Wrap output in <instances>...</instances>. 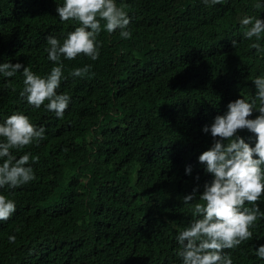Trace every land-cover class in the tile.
Returning a JSON list of instances; mask_svg holds the SVG:
<instances>
[{
  "label": "trees",
  "instance_id": "obj_1",
  "mask_svg": "<svg viewBox=\"0 0 264 264\" xmlns=\"http://www.w3.org/2000/svg\"><path fill=\"white\" fill-rule=\"evenodd\" d=\"M115 2L130 17L131 38L119 29L108 33L101 21L97 60L61 57L66 79L57 94L71 97L62 118L47 101L35 108L21 96L23 69L10 78L0 74V123L23 113L45 128L43 140L11 150L17 159L30 155L35 179L5 190L12 199L31 196L13 218L0 221V264H182L174 262L177 230L189 226L192 207L214 179L199 162L214 143L203 128L226 114L232 96L255 98L253 80L264 76V34L258 52L241 21L264 19V0ZM63 3L0 0V63L50 74L57 64L48 59V37L63 43L80 26L60 19ZM85 65L92 66L87 76L69 75ZM258 115L254 110L250 118ZM237 135L255 147V133ZM197 185V200L183 204ZM259 207L264 212V196ZM252 232L224 250L233 264H264L255 254L264 244V218Z\"/></svg>",
  "mask_w": 264,
  "mask_h": 264
},
{
  "label": "clouds",
  "instance_id": "obj_2",
  "mask_svg": "<svg viewBox=\"0 0 264 264\" xmlns=\"http://www.w3.org/2000/svg\"><path fill=\"white\" fill-rule=\"evenodd\" d=\"M209 2L216 5L223 0H204L205 4ZM255 7L261 8V4L257 3ZM57 12L62 21L74 20L80 26L68 33L63 43L56 37H48V59L57 64L50 74L41 77L20 62L0 63V74L10 78L23 69L21 96L35 108H40L47 101L46 108L62 118L71 97L57 94L62 79H66L61 57L75 60L83 55L97 60L101 47L97 40L102 31L101 21L105 22L103 30L108 33L119 29L124 39L131 38L132 33L128 30L130 17L122 7L117 6L115 0H64ZM241 26L245 29V38H256L257 42L250 47L260 52L258 41L264 34V19L246 16ZM232 44L237 47L238 41L233 39ZM91 67L76 68L69 75L83 78ZM253 82L257 89L254 99L232 96L223 105L228 107L226 114L217 115L210 126L203 128L205 133H211L214 143L199 156V162L206 165V171L212 173L214 179L204 185V191L199 196L197 185L191 194L183 197L185 205L196 201L197 196L198 202L192 207L193 219L189 226L177 230L176 240L180 250L174 262L181 259L182 264H233L230 254L224 250L237 248L250 240L253 237L252 228L264 218V212L259 207V201L264 196V76H258ZM254 110H258L260 115L251 119ZM242 129L256 134L255 147L237 135ZM0 138H3L0 140V158L3 159L0 163V188L3 193L0 195V221H6L13 218L19 204L29 205L31 195L25 198L16 193L17 198L12 199L5 190L14 189L16 192L35 179L30 155L17 159L11 150L23 149L34 141L43 140L45 128H38L27 115L15 113L0 123ZM186 171L190 174L191 166ZM9 241L14 242L15 236H10ZM255 254L264 259V244L255 250Z\"/></svg>",
  "mask_w": 264,
  "mask_h": 264
}]
</instances>
